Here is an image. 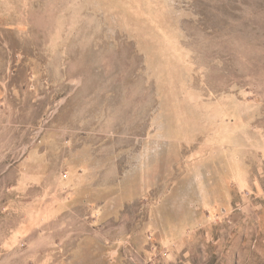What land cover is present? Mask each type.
<instances>
[{
    "label": "rangeland",
    "instance_id": "obj_1",
    "mask_svg": "<svg viewBox=\"0 0 264 264\" xmlns=\"http://www.w3.org/2000/svg\"><path fill=\"white\" fill-rule=\"evenodd\" d=\"M77 147L122 213L73 236ZM0 264H264V0H0Z\"/></svg>",
    "mask_w": 264,
    "mask_h": 264
},
{
    "label": "crops",
    "instance_id": "obj_2",
    "mask_svg": "<svg viewBox=\"0 0 264 264\" xmlns=\"http://www.w3.org/2000/svg\"><path fill=\"white\" fill-rule=\"evenodd\" d=\"M57 150V148H56ZM62 157L59 162L66 168V178L57 180V182L47 183L39 193V208L34 205L32 211H39L38 216H34L40 222V227L44 226L50 219H59L63 222L61 229L65 233L71 230L73 236L80 234L89 235L94 228L99 213H103L108 220L115 218V215H121L117 201H106L104 197L110 195L112 186L107 180L106 183L97 185L95 181H91L92 176L88 177L83 172V167H90L96 163L95 153H83L86 149L62 148ZM40 151V152H39ZM42 148L31 149L27 152L25 162H32L40 153V159H43ZM89 151V150H88ZM56 153V152H55ZM60 151L58 152V156ZM80 167V168H79ZM79 168V169H78ZM93 175V174H92ZM49 182V181H48ZM110 189V190H109ZM31 192V203H33L35 191ZM34 192V193H33ZM119 199L122 192L119 191ZM103 196V199L101 197ZM111 199V198H110ZM97 204L102 208L97 209ZM86 221H82L85 220ZM34 228V223L29 224ZM86 229V233L83 231ZM69 234V233H68ZM140 245V244H139Z\"/></svg>",
    "mask_w": 264,
    "mask_h": 264
}]
</instances>
